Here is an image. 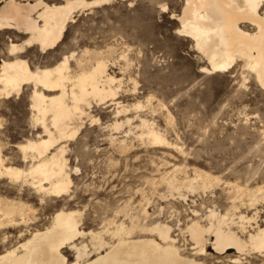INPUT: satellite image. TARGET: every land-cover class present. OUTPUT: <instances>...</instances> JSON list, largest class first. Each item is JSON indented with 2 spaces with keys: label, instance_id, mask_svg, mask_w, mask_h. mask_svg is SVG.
I'll use <instances>...</instances> for the list:
<instances>
[{
  "label": "rangeland",
  "instance_id": "obj_1",
  "mask_svg": "<svg viewBox=\"0 0 264 264\" xmlns=\"http://www.w3.org/2000/svg\"><path fill=\"white\" fill-rule=\"evenodd\" d=\"M183 1L110 0L79 8L55 49L45 52L37 44L26 47L25 58L33 67L53 65L64 54H79L85 47L103 51L108 71L121 79L115 98L108 97L98 105L90 98L91 107L84 105L87 114L78 133L62 141L65 157L69 158L67 169L72 174L69 192L63 197L48 196L41 202L33 189L25 187L23 198L34 206L35 215L27 229L49 226L52 214L59 208L82 211L85 230L101 229L108 218L130 225V217L138 213L140 224L171 225L173 236L179 239V245L183 244L184 253L189 254L194 242L185 229L186 223L202 220L206 224L210 209L221 214L229 210V214L237 215L257 211V219L251 226L246 223L247 229L253 231L257 224L264 225V198L256 209L247 204V197L236 199L238 206L233 208L235 193L224 182L208 188L197 185L194 189L181 185L178 190L161 179L175 164L183 167L176 172L178 180H183L185 174L192 175L196 166L220 175L223 180L250 186L264 183V92L253 80L243 83L240 67L226 72H203L208 63L191 38L177 31L180 22L176 15L181 12ZM7 36L9 33L0 36V51H6L10 44ZM24 37L21 34L12 39L20 44ZM1 59L0 55V63ZM70 63L76 67L75 59ZM32 90V84L26 85L21 95L0 101V136L9 143L8 155L23 166L29 162L22 160L14 145L42 132L30 106ZM149 96L153 97L151 103ZM116 101L128 110L118 115ZM137 103L143 106L138 108ZM140 116L153 121L172 144L155 145L139 136L141 129L135 126ZM127 117H133L132 123L125 122L119 129L111 125L116 119ZM122 139L129 141V149L120 147ZM9 183L0 179V189L16 196L17 189ZM126 203V210L117 212ZM143 211L148 212L147 216ZM233 228L240 231L235 225ZM8 230L15 237L16 231ZM239 234L247 235L241 231ZM88 238L80 237L78 241L88 242ZM207 244V252L196 256L204 264H264L263 254H242L240 262H232L238 255L234 249L220 254L211 243ZM66 254L74 258L73 250L66 249Z\"/></svg>",
  "mask_w": 264,
  "mask_h": 264
},
{
  "label": "bare ground",
  "instance_id": "obj_2",
  "mask_svg": "<svg viewBox=\"0 0 264 264\" xmlns=\"http://www.w3.org/2000/svg\"><path fill=\"white\" fill-rule=\"evenodd\" d=\"M109 1L0 0V36L9 33L7 37L10 41L7 50L0 51V101L18 96L23 93L24 86L32 84L30 106L35 110V120L42 128L36 137L14 145L21 152L22 160L29 162L25 166L8 155L9 143L0 136V179H7L18 192L11 197L0 189V245L3 248L0 249V264H204L196 256L207 252V243H211L220 254L234 249L238 255L231 259L232 262H240L242 254L251 252L264 255V225L257 224L253 231L247 229L257 219L256 210L252 215H237L229 214V210L221 214L210 209L207 215L209 223L203 224L202 220L186 223L185 229L194 242L193 251L189 254L184 253L183 244L179 245V239L173 236L171 225L165 222L140 224L138 213H132V217L128 215L130 225L123 220L118 222L115 218H108L101 229L85 230L82 227V211L59 208L52 214L49 226L33 231L27 229L26 225L35 215H32L34 206L32 208L23 198L25 187L33 189L41 202H45L48 196L60 197L69 192L72 174L67 169L69 158L65 157L62 141L78 133L87 114L84 105L91 107L90 98L96 100L97 105L108 97L115 98L121 79L108 71L103 51L85 47L79 54L76 51L64 54L53 65L33 67L25 58L26 47L37 44L43 51L55 49L69 23L74 20L76 10ZM183 2L181 12L176 15L180 22L177 31L191 38L194 47L208 63L202 68L203 72H226L240 67L243 83L253 80L264 92V0ZM21 34L25 35L23 42H14L12 38ZM71 59L76 61L75 68L70 63ZM152 98L148 97L149 103ZM116 104L118 115L128 110L120 101ZM135 106L139 108L143 104ZM171 116L168 112L169 122L172 121ZM132 118L116 119L111 125L119 129L125 122L132 123ZM139 120L135 127L141 129L139 136L145 141L161 146L172 144L153 121L141 116ZM2 127L3 118H0ZM126 140L120 141L124 150L129 149V141L127 143ZM173 166L161 178L171 188L178 189L181 185L188 189L197 185L208 188L224 182L235 193L233 208L238 206L235 205L236 199L247 197V204L256 209L257 203L264 198V183L250 186L223 180L220 175L196 166L192 175L185 174L183 180H178L176 172L183 167ZM127 205L117 212H124ZM235 218L238 220L235 221ZM234 225L247 235L243 237L239 234ZM10 228L16 231L15 237L8 230ZM84 236L89 237L88 242L78 241ZM66 249L74 251V258L68 257Z\"/></svg>",
  "mask_w": 264,
  "mask_h": 264
}]
</instances>
